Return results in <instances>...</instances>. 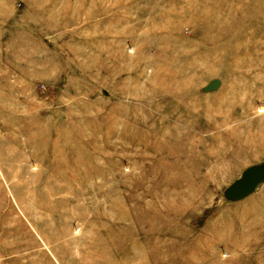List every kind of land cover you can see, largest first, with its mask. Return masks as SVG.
I'll list each match as a JSON object with an SVG mask.
<instances>
[{
    "label": "rangeland",
    "instance_id": "rangeland-1",
    "mask_svg": "<svg viewBox=\"0 0 264 264\" xmlns=\"http://www.w3.org/2000/svg\"><path fill=\"white\" fill-rule=\"evenodd\" d=\"M227 1L209 34L201 0H0V264H264V148L224 140L264 130V12Z\"/></svg>",
    "mask_w": 264,
    "mask_h": 264
},
{
    "label": "bare ground",
    "instance_id": "bare-ground-1",
    "mask_svg": "<svg viewBox=\"0 0 264 264\" xmlns=\"http://www.w3.org/2000/svg\"><path fill=\"white\" fill-rule=\"evenodd\" d=\"M243 2H244V0H242V2H240V0H239V3H238V10L240 11L238 13V15H239L238 18H242L243 15L246 14V13L253 12L254 15H255L256 13H258L260 11L264 12V5L263 6L258 5L257 2H255L256 5H254L253 3L249 4V1H247V0H245V2H248V3H243ZM201 3H202L201 9L205 8V4L208 5L207 3H210L209 6L206 7V12L203 11V14H202V11H201V14H200L199 12L190 11L189 9L185 10V12L187 14L189 13L190 15H192L193 22L194 21L198 22V21L201 20V23L202 22H204V24L207 23V25H206L207 27L202 28L203 31H201V32H203V33L209 32V34L212 32V30L209 29L208 26H210L209 25L210 22L214 23V21L209 20V14H213V9H212L213 6H214L215 10H217V9L220 10V11H224L225 10L226 13H229L228 14V21L230 23H232L233 25H234V22L237 21L236 20L237 16H233V11H234L235 4H231L227 0H201ZM216 15H218V14H216ZM215 23H223V21H219L218 18H217V19H215ZM240 25H242V24L239 22L237 27H241ZM244 25H245L244 29L247 30V32H249L251 29L249 27H247L248 24L245 23ZM226 26H227V32H229V30L232 28L231 24H226ZM221 29H222V27H220V29H219L220 32H221ZM221 34H222V32H221ZM238 35H241V33H238ZM232 36H233V32L230 31L229 35H228V33H226L225 35L222 34V36H219V37H223L224 39H230V41H231L232 40ZM252 40L257 42V43L261 42V41H258L257 39H252ZM214 49L216 50L215 51L216 55L218 54V52H221V50H222V48L220 46H217V45H216V47ZM176 62L178 63L179 60L177 59ZM173 63H175V61ZM174 66L175 65L169 64V67L166 68V70H164V76L170 81V83H172V81H176L177 82V80L180 79V77H182L184 75V72L182 70H180L178 72L176 70V72H173ZM160 83L162 84V82H160ZM247 119H248V117H247ZM253 124L255 125L256 122L253 123ZM262 126H264V124ZM245 130L247 132V135H245L244 138H239L238 137L239 133H238V135H237V133L234 135V136L237 137L236 139H233L234 136L230 137V136L226 135L224 137V140L226 141V144L228 145V146L227 145L225 146V147H228L226 150L230 149L231 147L233 149L231 151L232 152L231 156L234 159V163H235L236 158L240 159L239 156L241 154H243L244 152H246V151L248 152L250 150V148H252V147H256L257 148L258 146H259V148H262L261 150H263V148H264V146H263L264 145V130H261L259 132V135H256V134L252 133L250 130H247V129H245ZM179 147L181 148L180 145H179ZM171 150L175 151V152H178L177 148L172 147V146H171ZM171 154H172V152H171Z\"/></svg>",
    "mask_w": 264,
    "mask_h": 264
}]
</instances>
